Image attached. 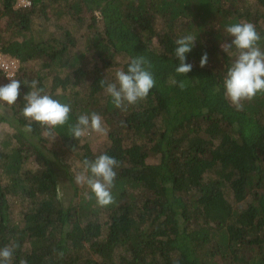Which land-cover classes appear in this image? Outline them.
Segmentation results:
<instances>
[{
    "label": "trees",
    "instance_id": "trees-1",
    "mask_svg": "<svg viewBox=\"0 0 264 264\" xmlns=\"http://www.w3.org/2000/svg\"><path fill=\"white\" fill-rule=\"evenodd\" d=\"M16 1L0 0V51L18 61L21 82L10 114L0 112L10 128L0 138V248L16 245L12 264H264V94L243 110L230 103L223 81L235 56L220 47L233 39L227 26L249 22L264 51V0ZM187 34L197 35L193 67L177 75L175 41ZM138 55L155 86L117 108L100 80ZM34 79L71 106L52 136L36 122L25 131ZM92 112L108 129L98 150L69 132ZM66 153L118 161L114 203L99 206L75 183Z\"/></svg>",
    "mask_w": 264,
    "mask_h": 264
},
{
    "label": "clouds",
    "instance_id": "clouds-1",
    "mask_svg": "<svg viewBox=\"0 0 264 264\" xmlns=\"http://www.w3.org/2000/svg\"><path fill=\"white\" fill-rule=\"evenodd\" d=\"M226 32L233 39L231 43H222L220 47L227 55H234L235 59L227 69L223 81L224 95L239 111L243 110V101H251L257 94H264V51L258 46L261 36L252 23L240 22L229 25ZM196 36L187 34L175 41V57L179 61V65L174 69L177 75L185 76L192 70V64L186 63V54L194 47ZM207 59V53H204L200 67L206 65ZM151 67L145 56L138 55L131 58L127 71L117 70L113 82L101 79L100 85L112 98L115 107L135 104L146 98L155 86ZM7 78L9 83L0 85V111L16 104L20 96L21 82L12 75H8ZM28 85L31 90L24 95L25 103L21 110V115L29 121L25 131L31 132V122H36L45 129V136H52V130L68 123L71 106L46 94L43 88L38 87V81L35 79ZM178 86L181 90L184 89L182 81ZM107 131L102 117L95 112L80 114L77 122L69 126L71 137L76 140L91 132L106 135ZM118 166V161L107 154H100L94 160L85 159L81 164L82 170L75 176V182L86 185L99 206H108L114 203L111 189L117 175L114 169ZM56 191L57 198H60V184H57ZM15 247L13 244L0 248V264H12ZM20 264H27V261L21 259Z\"/></svg>",
    "mask_w": 264,
    "mask_h": 264
},
{
    "label": "rangeland",
    "instance_id": "rangeland-1",
    "mask_svg": "<svg viewBox=\"0 0 264 264\" xmlns=\"http://www.w3.org/2000/svg\"><path fill=\"white\" fill-rule=\"evenodd\" d=\"M21 5H22V2L21 1H19V0H17L16 1V3H15V7H21ZM56 27L54 26V25H51L50 26V29L51 30H56L57 32H60V29L59 28H57V29H55ZM77 36L78 37H82V35L83 34H85L84 32H85V25L83 24V27L82 28H80V27H78V30H77ZM85 37V36H84ZM83 37V38H84ZM83 38H81L80 39V44H82L83 43ZM16 60V59H15ZM17 61V60H16ZM121 62V59H116V64L113 66L114 68H120V65H118L119 63ZM17 63H18V61H17ZM18 66H19V64H18ZM18 66H17V68H18ZM29 66L30 67H32L33 69H36V64H29ZM35 66V67H34ZM7 83H9V80H8V78H6L4 75H3V73L0 71V85H3V84H7ZM0 112H3V113H6V114H10V111H9V109L6 107V109L4 110V111H0ZM10 130V128L8 127V125L7 124H5V123H2V124H0V132H1V134H0V138H3L4 137V133L6 132H10L9 131ZM12 130V129H11ZM57 140V138H52V140L51 141H56ZM89 141V142H92L91 144L93 145V147H94V149L96 148V150H98V149H101V148H103L102 147V145L104 144V143H106V140H105V136L104 135H100V134H98V133H92V134H88V135H86V136H84L83 138H82V141ZM66 159H65V161H66V163L70 166V169H69V171H70V173H71V175H73V177H74V181H75V176L82 170L81 169V163L79 162V160L77 159V157H76V155H74L73 153H66ZM68 177V176H67ZM67 177H65L64 178V180H65V185H69V179H67ZM76 183V182H75ZM81 185V184H80Z\"/></svg>",
    "mask_w": 264,
    "mask_h": 264
},
{
    "label": "built area",
    "instance_id": "built-area-1",
    "mask_svg": "<svg viewBox=\"0 0 264 264\" xmlns=\"http://www.w3.org/2000/svg\"><path fill=\"white\" fill-rule=\"evenodd\" d=\"M22 2L21 6H27L29 5L28 0H19ZM18 63L15 60V58L10 57L0 51V71L3 73V75L7 78L8 75H15V72L17 70Z\"/></svg>",
    "mask_w": 264,
    "mask_h": 264
}]
</instances>
